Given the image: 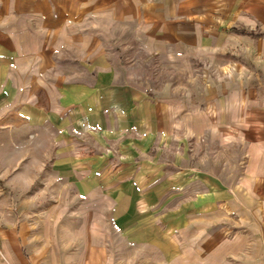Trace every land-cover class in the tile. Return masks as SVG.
Instances as JSON below:
<instances>
[{
	"label": "crops",
	"instance_id": "obj_1",
	"mask_svg": "<svg viewBox=\"0 0 264 264\" xmlns=\"http://www.w3.org/2000/svg\"><path fill=\"white\" fill-rule=\"evenodd\" d=\"M209 63L235 71L202 79L198 67ZM108 114L134 157L135 147L186 140L208 147L207 170L177 154L175 188L168 168L160 173L161 194L190 197L140 207L132 194L155 183L150 169L134 190L115 187L130 204L114 203L107 228L99 212L95 224L80 219V252L72 238L58 246L55 203L26 212L20 199L11 212L1 197L0 264H264V0H0V131H10L0 152L24 160L27 146H44L33 151L39 161L68 163L58 174L65 187L103 192L98 181L89 192L87 167L71 164L84 156L62 154L56 135ZM27 130L55 136L30 140ZM10 176L19 175L0 170Z\"/></svg>",
	"mask_w": 264,
	"mask_h": 264
},
{
	"label": "rangeland",
	"instance_id": "obj_2",
	"mask_svg": "<svg viewBox=\"0 0 264 264\" xmlns=\"http://www.w3.org/2000/svg\"><path fill=\"white\" fill-rule=\"evenodd\" d=\"M198 68L199 70L197 73L200 74L202 79L208 78L209 76L230 78L232 72L235 71V67L232 66L229 67V69L224 70L223 68L215 67L210 63L200 65ZM115 117L116 116L113 117L111 114H108L106 115V121L99 125H95V121L90 120L89 129L87 130L79 131L69 127L66 130L58 131L59 133L56 135L57 137L62 138L60 141L65 143L61 145V147H57V149H63L61 152L62 154L66 153L67 155L71 153L73 159L75 156H84L85 160L83 163L73 161L71 164L72 166L84 165L87 167V170L89 171V192L94 190L96 181L99 182L100 187V182H104V191L97 194H80L76 191L77 187L72 184H70L69 187H65L64 178H58V174L62 173L63 175L66 170L65 165L68 163L61 161L57 164L56 168L53 169V160L50 161L52 156L46 159L41 158V161H39L33 151L44 148V146H27L25 149H28L32 153L25 154L24 160L17 155L16 161H12L13 155L8 154L6 151L0 152V159L2 160L0 162V170L6 171V173L8 171H15V174L17 173L19 175L18 177L10 176L0 178V198L7 197L11 212L16 210V202L20 199L23 200L22 205L26 212H31L33 205L35 210L40 212L43 208L47 207V202L55 203V214L62 219L61 224L57 226L56 231L57 243L60 248H64L65 243H69L70 238H72L73 250L77 252L85 251V248L87 247L84 246V242H82L80 236V219L84 217V215L85 217L87 215L90 222L92 221L95 224L97 223L95 219L99 218L97 216V212H99L101 214L100 218L106 219L104 225L107 228L108 224H111L112 221V209L114 203H119L120 211L128 208L130 204V195L115 193V187L123 186V189L126 190V192L130 187L134 190L135 186L133 185V182L136 179H138V182H145L146 179L143 178L146 175L145 173L150 169L155 171V174L152 177L153 179H148V184L150 183V180H154L155 183L148 187L143 185L141 194L136 193L135 190L132 194V196L138 200L137 202L140 203V207L143 208L147 203L160 202L161 200H163L164 203L168 202L170 206L176 205L183 200H187V198L190 197L189 193L177 195L174 190L170 191L168 195H165L159 192L162 186L160 173L167 168L169 170L170 185H174L173 188H175L178 181L176 177V170L178 169L176 159L177 154H180L182 150L185 151V164L189 167H193L194 165L201 169L205 168L207 170L208 168V162L206 161L208 147L198 144L194 145L192 140H186L187 144L184 147L176 144L169 146L168 148H163L157 145L150 147L143 146L141 148L135 147L137 157H134V155H132L134 151H131L134 147L122 145L124 140L129 137L128 131L119 128V121L117 120V117ZM70 125H73L72 121ZM7 132L10 133V131H0V137L8 136L5 135ZM13 136H20V131H15ZM54 136L55 131L50 132L48 130H42L39 132L36 130H27L24 135V137L30 140L39 137L42 139H48L49 137ZM80 140L83 141V144H80ZM67 143H70L71 145H66ZM46 148L49 149L50 147L47 146ZM54 148L56 147L52 146V149ZM146 154L156 156L157 158L150 161ZM166 157L169 164L166 161ZM62 158H64L63 155ZM49 168L52 170L50 173L47 172ZM40 169L41 171H39ZM36 173L38 174L37 176H35ZM221 180L223 181V178H221ZM162 181L164 182V179ZM202 186L203 182L201 183V187ZM17 189H24L25 192L17 194ZM44 191H46V194ZM34 197L36 201L35 204H33ZM98 205L101 206L99 207L100 210L98 209ZM65 207L69 209L72 207L70 211H67V214ZM158 212L159 209L152 210L149 214L152 218H149L158 219L160 217ZM65 217L67 219L68 217L73 219L72 226L65 223ZM70 228L72 229L70 230ZM96 228V226L89 227V229H92L90 230L92 232L95 231ZM70 231L73 233L72 237L69 235ZM106 247L108 248L107 241Z\"/></svg>",
	"mask_w": 264,
	"mask_h": 264
}]
</instances>
